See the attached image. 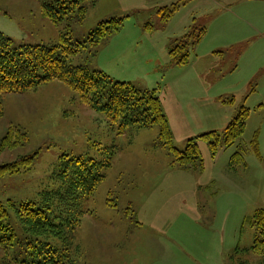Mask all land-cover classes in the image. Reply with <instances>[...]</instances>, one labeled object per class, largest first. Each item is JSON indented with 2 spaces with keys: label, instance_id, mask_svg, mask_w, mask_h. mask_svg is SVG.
<instances>
[{
  "label": "rangeland",
  "instance_id": "rangeland-1",
  "mask_svg": "<svg viewBox=\"0 0 264 264\" xmlns=\"http://www.w3.org/2000/svg\"><path fill=\"white\" fill-rule=\"evenodd\" d=\"M177 3L163 22L160 10ZM113 18L122 20L119 31L76 55L72 65L138 90L156 89L173 146L183 152L188 140L214 131L215 154L197 139L204 170L183 169L159 141L158 126L120 133L68 86L52 81L0 94V140L11 125L29 140L1 153L0 166L37 153L30 169L0 177V203L74 206L82 213L75 234L80 264H263L245 250L256 237L247 219L264 210V0H96L87 3L83 21L70 24L43 17L37 0H0V33L14 46H51L63 33L83 43ZM203 28L187 67L171 65L168 48ZM192 82L199 93L191 94ZM242 108L249 110L245 130L225 147L223 133ZM72 158L103 164L104 179L92 195L70 187L72 174L62 177ZM65 193L69 202L60 201ZM9 213L8 223L20 231Z\"/></svg>",
  "mask_w": 264,
  "mask_h": 264
},
{
  "label": "trees",
  "instance_id": "trees-1",
  "mask_svg": "<svg viewBox=\"0 0 264 264\" xmlns=\"http://www.w3.org/2000/svg\"><path fill=\"white\" fill-rule=\"evenodd\" d=\"M43 17L54 23L81 22L87 14V3L96 0H37ZM179 4L164 7L160 11L165 22L177 11ZM122 27L121 19L102 22L89 35L86 42L72 43L67 33L59 37V41L51 46L20 45L14 46L13 41L0 33V94L23 93L40 85L58 81L74 91L80 103L95 112L102 113L111 123H116L119 132L126 128L136 129L159 128L158 139L175 156V163L187 170L202 171L197 139L208 142L210 151L215 154L219 146V135L212 131L202 133L187 141L183 152L172 144V132L166 116L163 114L157 90L142 91L132 84L113 82L101 71H90L86 65H72V59L88 49L96 47L102 39L116 33ZM205 35V29L198 34L184 36V40L168 50L170 63L176 67L188 64L191 51ZM3 111L0 102V117ZM249 110L242 108L239 114L229 123L224 131L223 144L230 147L240 138L245 130ZM29 143L27 134L17 126H9L0 140V154L24 148ZM257 154L256 137L253 141ZM37 153L32 156H17L7 164L0 166V177L14 175L28 170L32 166ZM65 157V156H64ZM233 158L240 162L238 153ZM66 168L61 175L67 178L72 174V187H84L88 195H92L96 187L103 181L104 175L99 173L102 163L91 159H68ZM106 167L110 162L105 163ZM233 169L234 166L230 165ZM72 169V170H71ZM68 171V172H66ZM70 192V191H69ZM84 193V190H82ZM65 193L60 201H70ZM36 208L33 203L7 205L0 203V260L1 264H80L79 247L75 243L76 230L80 225L81 212L62 207ZM115 205H112L114 207ZM14 212L20 231L9 223V210ZM256 230L252 246L246 252H252L262 258L264 264V210H256L247 219ZM239 249V248H237ZM240 250H237V252ZM232 258V257H231ZM85 264V263H83Z\"/></svg>",
  "mask_w": 264,
  "mask_h": 264
},
{
  "label": "crops",
  "instance_id": "crops-1",
  "mask_svg": "<svg viewBox=\"0 0 264 264\" xmlns=\"http://www.w3.org/2000/svg\"><path fill=\"white\" fill-rule=\"evenodd\" d=\"M200 42H201V41H200ZM200 42H199V43H200ZM199 43H198V44H199ZM198 44H197V45H198ZM197 45H196V46H197ZM196 46H195V47H196ZM195 47H194V49H195ZM169 49H170V48H168V50H169ZM214 52H215V51H214ZM214 52H212V53H214ZM185 67H187V65H186V66H183L182 68H185ZM182 68H180V69H182ZM190 70L193 71L194 69H193L192 67H190ZM190 76H191V79H192V78H193V75H190ZM190 85H191L192 89H194V92H192L191 94L199 93V87H198L197 83H193V82H192ZM202 89H203L204 91H207V88H205L203 85H202ZM208 97H209V96H208V94L206 93V97H205V98H208ZM210 98H211V97H210ZM219 98H220V97H219ZM219 98H217V99H219ZM212 99H214V98H212ZM214 100H215V99H214ZM196 101H198V100H196ZM164 115H165V114H164Z\"/></svg>",
  "mask_w": 264,
  "mask_h": 264
}]
</instances>
